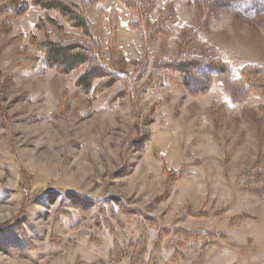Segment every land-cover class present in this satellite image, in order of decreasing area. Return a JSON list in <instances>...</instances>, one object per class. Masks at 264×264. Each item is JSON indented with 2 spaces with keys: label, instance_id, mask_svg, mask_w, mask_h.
Wrapping results in <instances>:
<instances>
[{
  "label": "rangeland",
  "instance_id": "rangeland-1",
  "mask_svg": "<svg viewBox=\"0 0 264 264\" xmlns=\"http://www.w3.org/2000/svg\"><path fill=\"white\" fill-rule=\"evenodd\" d=\"M136 1L92 7L117 76L88 91L85 65L58 73L29 42L43 10L0 14V264H264V79L239 71L264 67V0ZM177 57L198 63L184 81L159 67Z\"/></svg>",
  "mask_w": 264,
  "mask_h": 264
},
{
  "label": "trees",
  "instance_id": "trees-1",
  "mask_svg": "<svg viewBox=\"0 0 264 264\" xmlns=\"http://www.w3.org/2000/svg\"><path fill=\"white\" fill-rule=\"evenodd\" d=\"M103 0H3L0 3V14L5 12H10L13 17H17L25 12L29 6H37L44 11L42 16H39L34 23V28L43 33L42 39L38 40L35 34L30 35L29 42L33 44L37 50L42 54V60L47 68L55 69L56 72L61 74H67L78 67L85 65L83 72L79 74L75 81L77 88L83 91H88L92 82L95 79H99L96 88L99 86L109 87L116 80V74L113 71H110L106 68L105 65L101 62L100 54L98 51L97 43L98 40L94 36V22L90 20V13L93 6L102 2ZM126 7L137 8L138 6L136 0H121ZM149 3L147 0L146 5ZM154 1H150V4H153ZM200 4V1H199ZM171 4L166 5L160 9V15L158 21L155 22L156 25L151 32L150 37L154 38L155 36L161 35L164 29L161 31L158 28L163 25H168L173 23L175 20L174 10L170 7ZM140 9V7H138ZM138 9V10H139ZM170 9L171 11H168ZM49 11H54L66 23L73 29L81 32L82 35L86 36L89 39V43L78 40L77 38L66 40L64 36L67 35V32H64V27L62 24L58 23L56 18L50 16ZM102 12V11H101ZM109 15V38L114 39L117 33V24L118 17L115 12L117 9L115 6L110 7ZM102 13L100 16L102 17ZM102 20V19H101ZM134 27V24H130ZM11 25L5 23L4 21L0 23V33L8 32ZM164 35V32L162 33ZM61 38V39H60ZM94 46V47H92ZM97 46V47H95ZM174 64L172 62L175 61ZM172 62L170 61H161L159 63L160 68H166L171 71L173 68L175 72L184 77L189 73L191 67L198 64L197 61H193L190 58H181L177 57ZM217 61V72L223 74L227 71V64L225 61ZM208 64H214V59L209 60ZM172 64V65H171ZM241 76H247L251 78V82L248 81V85L251 89L260 91L263 90L260 82L264 79V67L258 64H245L239 70ZM175 81L174 77H172ZM262 84V83H261ZM129 92H132V89L129 88ZM133 95V94H131ZM133 97V96H132Z\"/></svg>",
  "mask_w": 264,
  "mask_h": 264
}]
</instances>
